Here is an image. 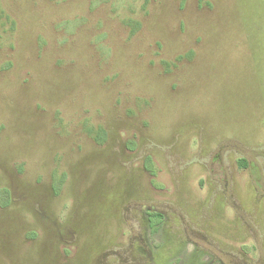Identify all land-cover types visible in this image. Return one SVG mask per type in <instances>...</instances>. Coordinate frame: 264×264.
<instances>
[{
  "label": "rangeland",
  "instance_id": "374dc122",
  "mask_svg": "<svg viewBox=\"0 0 264 264\" xmlns=\"http://www.w3.org/2000/svg\"><path fill=\"white\" fill-rule=\"evenodd\" d=\"M0 264H264V0H0Z\"/></svg>",
  "mask_w": 264,
  "mask_h": 264
}]
</instances>
